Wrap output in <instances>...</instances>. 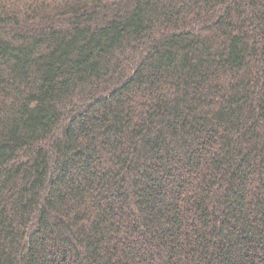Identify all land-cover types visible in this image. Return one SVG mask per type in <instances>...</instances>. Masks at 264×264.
<instances>
[{"label":"trees","instance_id":"16d2710c","mask_svg":"<svg viewBox=\"0 0 264 264\" xmlns=\"http://www.w3.org/2000/svg\"><path fill=\"white\" fill-rule=\"evenodd\" d=\"M0 264H264V0H0Z\"/></svg>","mask_w":264,"mask_h":264}]
</instances>
